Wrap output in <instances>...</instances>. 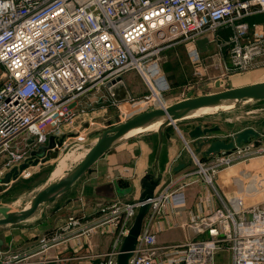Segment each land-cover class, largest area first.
<instances>
[{
    "label": "built area",
    "instance_id": "built-area-1",
    "mask_svg": "<svg viewBox=\"0 0 264 264\" xmlns=\"http://www.w3.org/2000/svg\"><path fill=\"white\" fill-rule=\"evenodd\" d=\"M261 14L264 0H0V178L29 162L26 141L30 138L34 139L31 145L38 147L51 133L62 135L61 124L73 130L75 120L86 113L83 98L132 70L149 82L168 49L184 46L192 63L200 66L214 59L210 56L203 62L196 41L207 38L208 44H216V54L221 53L218 32L229 29L232 33L225 45H230V65L223 70L253 66L264 56V38L249 40L247 33L256 24L245 19ZM154 100V108L167 106L161 99ZM146 103L151 101L147 98ZM22 136L24 143L18 142ZM261 157L263 140L235 146L202 163L193 155L196 169L185 181L177 185L169 181L154 193L129 264H216V257L223 253L229 255L230 264H264V199L246 204L241 195H227L222 207L193 216L188 227L205 233L204 239L160 246L156 238L166 207L182 206L186 187L198 178L212 185L225 170ZM248 176L249 185L256 181L257 191L264 190L261 173ZM138 205L115 201L100 207L101 224L117 228V237L106 259L93 264H116ZM80 225L78 218L69 217L59 233L41 236L38 248L29 254L0 251V264L72 260L84 264L91 256H78L75 251L60 257L44 255L55 247L65 253L69 244L82 247L94 227L78 232L72 243L61 234Z\"/></svg>",
    "mask_w": 264,
    "mask_h": 264
},
{
    "label": "crops",
    "instance_id": "crops-1",
    "mask_svg": "<svg viewBox=\"0 0 264 264\" xmlns=\"http://www.w3.org/2000/svg\"><path fill=\"white\" fill-rule=\"evenodd\" d=\"M257 16L247 17L245 22L254 25L256 24L254 20ZM257 29L258 25L250 29L248 33L251 30L256 31ZM226 30L229 29L220 30L218 36L222 35ZM180 47L183 46H175L163 52L159 61L161 71L158 74L160 75L157 77H154L155 74L152 75V82L153 84L155 83V87L160 86V79L168 80L171 75L178 74L179 80L181 81L186 77L188 70L185 61L183 58L177 59L173 56V52H176L175 50ZM216 52V46L213 43H209L207 51L200 53V57L204 62L205 58L212 56L214 61L220 63L219 65L222 63L220 66L222 69L224 65L230 64L228 50H224L218 54H216ZM256 61L257 64H261L262 62L257 59ZM120 78L129 95V101L119 104L115 103L105 86L99 93L83 98L81 104L86 107V113L82 118H77L75 120L73 124L74 128L71 131L73 134L71 135H74L78 131L80 127L79 121L81 120V123L83 122L85 126H88V121H90L92 125L96 124L97 121L98 123L96 125L100 126V120L94 118L97 114L108 116L107 114L109 113L119 112L121 120L115 124L117 125L126 121L132 115L146 110V107L142 108L140 105H136L137 103L146 102V99L150 97L149 91L151 90L142 76L138 72L132 70L124 73ZM190 91L191 89L186 88L184 91L185 94H180L178 96L175 94L174 99L171 102L169 101L166 105L168 106L186 98ZM193 94L199 95L194 92ZM94 100L97 102L93 103ZM93 121L94 123H92ZM182 121L184 120L169 125L164 129L163 146L159 158V170L162 178L155 190V194H158L169 181L177 185L186 180L187 175L196 169L193 155L203 162L215 158V155L208 157L204 156V148L194 146L193 141L187 136L188 132L196 125H199V123L192 125L183 123ZM68 128L70 127L66 124L60 125V129H62V135H60V137H63V141L55 140L54 137H60L54 136L55 134L51 133L47 137V141L41 146H48L53 142L55 147L57 144L59 146L60 142H62V145L57 149L59 150L60 147L75 138L68 137V134H65ZM87 128L91 129L89 126ZM65 135L67 136L66 139ZM135 136L121 141L113 149L108 151L92 167L90 172L84 174L74 183L66 194L62 196L63 198L65 197V200L56 207L52 217L50 216L49 219L46 218L43 220L39 218L33 224H27L31 221H35L33 220L34 217H32L28 221L20 223V225H24L27 228L19 230L17 233L14 230L11 231V229L4 231V237L0 238V251L3 253L13 252L29 254L38 248L37 242L41 236L56 232L59 233L61 231L60 228L66 225L68 218L74 217L80 220L81 225L77 228H71V230L65 231L64 233L61 232V234H63L64 237H68L70 243H72L74 241L73 236L78 235V232L86 228L94 227L92 232L88 234V238L84 239V245L80 248H76L69 244V249L66 250L65 253L62 251L61 247H55L47 253H44V255L49 254V256L60 257L61 255H70L75 251V254L78 256H91L82 261L84 264H93L105 260V255L111 251L114 240L117 237V228L115 229L109 225L101 224L103 219L99 211L100 207L109 206L115 201H118L122 205L137 202L141 192L139 181L144 175L145 170L151 165L155 154L157 143L156 134L154 137ZM224 137L221 129L219 132L210 135V139ZM24 140L25 138L22 139V143L25 142ZM28 143L29 140L26 141V144L28 145L30 153L32 150H38V147H33ZM188 146L193 154L188 151ZM57 153L58 152H55V150H50L46 153L45 157L40 158V160H35L34 162H45L47 156L53 159V156H56ZM249 162V166L248 163H244L234 166L227 171L225 170L212 185L206 183L202 178L197 177L198 179L195 183L190 184L184 189L185 201L182 206L176 207L173 210L170 206L166 207L165 214L167 216L158 224L160 230L156 233L157 244L160 246L176 245L188 240L206 238L207 235L205 233L197 234L188 227V224L193 216L222 207L221 201L225 200L227 195H241L245 198L246 204L261 202L264 199V190L257 191L258 187L256 181L249 185L250 179H248V175L249 173L254 174L259 172L264 176V157ZM179 164H182L183 168L175 171V168ZM25 175L27 176L28 172H24L23 177ZM188 179H191V176H189ZM250 186L252 189L249 188ZM62 197L58 200L63 199ZM55 201L49 204L55 203ZM80 238L83 237L80 236ZM230 262L229 255L225 253L216 257V264H230ZM79 263L78 260H72L65 264ZM162 264L166 263L162 262Z\"/></svg>",
    "mask_w": 264,
    "mask_h": 264
},
{
    "label": "water",
    "instance_id": "water-1",
    "mask_svg": "<svg viewBox=\"0 0 264 264\" xmlns=\"http://www.w3.org/2000/svg\"><path fill=\"white\" fill-rule=\"evenodd\" d=\"M195 44L199 52L204 53L207 51L208 39H199ZM105 87L115 103L119 104L129 101V95L120 77L107 83ZM259 101H264V80L200 95H195L190 92L187 94L186 98L166 107L152 108L136 113L126 121L98 133L95 136L94 144L88 149L80 162L68 170L63 177L49 184L45 183L30 199L27 209H25V206L20 210L8 206H0V225L20 224L28 221L30 218L34 217V214L41 206L54 202L66 194L72 185L84 174L90 172L92 167L108 151L113 149L121 141L130 138L128 137L130 133L144 131L159 123L155 132L157 143L153 161L145 170L144 175L139 181L141 192L137 200L139 204L138 209L127 234L122 239L116 256V264H129L144 219L149 212L151 200L154 198L155 190L162 178L159 170V158L163 146L164 129L178 121L189 119L196 112L203 109H219L223 106H234L239 103ZM219 130V126L210 127L199 124L191 129L187 136L193 141L194 146L204 148L203 155L208 157L222 151L232 150L235 146L247 144L260 135L253 128H244L233 134L229 139L226 137L210 139V135L219 132ZM33 142L34 139L30 138L28 144L31 145ZM61 145L62 142H60L59 146ZM59 146L57 144V146L54 147V143L52 142L48 146H41L43 147L41 148L43 149L42 152L32 150L29 162L10 169L3 179L0 180V183L7 185L12 181H16L24 170L35 165V160H40V158L45 157L46 153L50 150H55L56 152ZM53 157H55V155ZM182 168L183 165L179 164L175 168V171L181 170Z\"/></svg>",
    "mask_w": 264,
    "mask_h": 264
},
{
    "label": "rangeland",
    "instance_id": "rangeland-1",
    "mask_svg": "<svg viewBox=\"0 0 264 264\" xmlns=\"http://www.w3.org/2000/svg\"><path fill=\"white\" fill-rule=\"evenodd\" d=\"M254 22L256 23V25H258V29L256 31L251 30L248 33L249 40H252V38H264V14L261 16H257ZM231 33V30H226V32H224L218 37V43L222 45V51L229 50L230 45H225V43L228 42V38L231 36ZM213 44L216 46L215 43ZM175 51L176 52H173V56L177 59L183 58V60L185 61V65L188 70V72L186 73V77L183 81H181L179 80L178 74H175L171 75L170 79L168 80L160 79L161 83L160 86H156L157 88L154 85L155 83L153 84L152 82V77H150L149 82L151 84L152 91H149L150 97L148 99L151 101V103H147L145 105L146 108H144L146 110L155 107L154 96H156V94L158 95V98L161 99V101L167 104L169 101L171 102L174 99L175 94L177 96L180 94H185L184 91L186 90V88H189L192 92L200 95L204 93L215 92L221 89L244 85L253 81L264 80V56L261 59H257L262 61L261 64H257L256 61L253 66H250L245 70L228 72L220 67L222 63L221 65H219L220 63L214 60L206 61L204 64L202 63L201 66L193 64V58H191L184 46L176 49ZM154 70L156 72L154 77L159 76L160 74L158 73L161 71L159 65L158 67L156 66ZM152 87L154 88V90ZM107 115L108 116H102V114H97L94 117L96 120H100L101 127L96 125L98 123L97 121L94 125H92L91 122L88 121L87 124L91 129H88V126H85L83 122L81 123L82 120L80 119V127L74 135H71L73 133H71L72 129L70 128L65 131V134H68V137H75L74 140H71L64 144L62 147H60V149L57 150V155L53 159L47 156L45 162L38 161V163H35L36 166L32 165L31 169L25 171L28 172L27 176H20L16 181H12L7 185L0 183V206H8L18 210L23 209L25 204L38 192V190L45 183H47L48 177H50L49 175L51 170L56 165V162L59 160V158L65 154H72V156L69 157L66 162L65 173L70 170L81 159V156L84 154V152L88 151V149L94 144L95 136L98 133L111 128L119 120H121L119 112L109 113ZM182 122L187 124L189 123L192 125L199 123L201 125H206L210 127L219 126L221 132L227 139H229L233 134L241 131L244 128H253L260 135L258 136V138L251 140L249 144H256L258 140L264 141V101L239 103L234 106H231L228 109L218 110L212 112L211 114L199 115L186 119ZM92 123H94V121ZM67 136L65 137V139L67 138ZM140 136L154 137L155 132H143L136 135L135 137ZM77 137H79V139H85L84 141H79L77 140ZM54 138L55 140L63 141V137ZM22 139L23 136L19 137L18 142H22ZM248 146L249 145H245V147L243 148H247ZM38 148L39 152L43 151V149H41L43 147L38 146ZM190 151L192 150L190 149ZM1 160L2 158L0 156V165L2 164ZM198 160L201 163L203 162L199 158ZM249 163L250 162H248V166ZM1 179H3V177L0 178V180ZM63 200H65V197L63 199L55 201V203L41 206L38 211L34 214L33 220L35 221H31L27 224H33L39 218L41 220L46 218L49 219L50 216L52 217L54 215L53 212L55 211L56 207L63 202ZM24 228L27 227L20 224L0 225V238L4 237V231L8 229H11V231L14 230L17 233L19 230H22Z\"/></svg>",
    "mask_w": 264,
    "mask_h": 264
},
{
    "label": "bare ground",
    "instance_id": "bare-ground-1",
    "mask_svg": "<svg viewBox=\"0 0 264 264\" xmlns=\"http://www.w3.org/2000/svg\"><path fill=\"white\" fill-rule=\"evenodd\" d=\"M146 82H147V84L149 85V87L151 88V85H150V83L148 82V80L146 79ZM152 90V89H151ZM153 93V92H152ZM154 94V93H153ZM155 95V94H154ZM155 97V99L156 100H159V98H158V95L156 94V96H154ZM147 103L146 102H144V103H137L136 105H140L142 108H144V107H146L145 105H146ZM231 106H223V107H221V108H212V109H203V110H200V111H198V112H196L192 117H196V116H199V115H203V114H211L212 112H215V111H218V110H222V109H228V108H230ZM135 108V107H134ZM192 117H190V118H192ZM158 126H159V123L158 124H155V125H153V126H151V127H149V128H147V129H145L144 131H136V132H132V133H130L129 135H128V137H131V136H135V135H137V134H140L141 132H149V131H153V132H156V130H157V128H158ZM188 150L190 151V148H189V146H188ZM87 153V151L86 152H84V154L81 156V159L84 157V155ZM190 153L191 154H193L192 153V151H190ZM72 156V154H65V155H63L62 157H60L59 158V160L56 162V165L53 167V169L51 170V172H50V177H48V181H47V183L46 184H49L50 182H53V181H56V180H58L59 178H61V177H63L64 175H65V170H66V162H67V160L69 159V157H71ZM80 159V160H81ZM80 160L78 161V162H80ZM77 162V163H78ZM76 163V164H77ZM75 164V165H76ZM30 201V200H29ZM29 201L25 204V209H27L28 208V206H29Z\"/></svg>",
    "mask_w": 264,
    "mask_h": 264
}]
</instances>
